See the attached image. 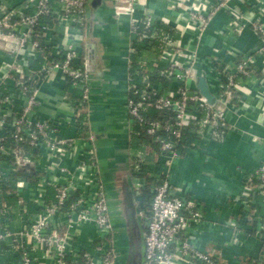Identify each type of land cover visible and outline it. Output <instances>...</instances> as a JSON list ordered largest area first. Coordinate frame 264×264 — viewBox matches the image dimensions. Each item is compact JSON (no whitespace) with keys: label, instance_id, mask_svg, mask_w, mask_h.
I'll return each instance as SVG.
<instances>
[{"label":"built area","instance_id":"built-area-1","mask_svg":"<svg viewBox=\"0 0 264 264\" xmlns=\"http://www.w3.org/2000/svg\"><path fill=\"white\" fill-rule=\"evenodd\" d=\"M89 1L27 0L29 10L22 13L0 7V39L8 37L16 52L28 49L32 55L37 53L46 58L45 18L55 17L60 23L75 28L78 41H83L81 29L86 24ZM117 1V17L136 15L137 8L132 7L136 0ZM237 1L211 0L207 4L205 0H188L190 8L183 14L188 17L189 31L204 33L219 11H228L230 18L219 26L216 35L210 34L217 44L209 45L212 51L201 56L189 41L181 42L186 35L185 28L177 39L162 33L158 36L161 52L156 66L166 83H151L145 78L142 87L132 84L125 95L128 129L136 131L139 126L150 138L148 151L130 164L146 175L134 177L135 193L145 187L151 198L148 206L141 202L137 206L143 227L141 264H226L214 251L201 249L189 237L190 227L205 223L213 227L221 225L216 220H208L206 207L189 198L185 187L172 183L170 168L182 154L178 142L187 129L193 128L201 134L208 132L220 140L238 130L236 123L228 121L226 113L243 101L242 86L256 85V92L263 93L264 98V79L260 76L264 67L258 63L260 60L264 64V23H245L243 13L234 7ZM263 4L264 0L251 3L259 17L264 15ZM165 17L168 22L172 20ZM134 23L149 27L153 19L146 12L134 19ZM246 24L251 26L260 44L248 52L234 51L229 45L239 38ZM55 54L58 60L51 68L60 70L71 86L81 89L72 119L36 115L39 87L33 80L32 70L26 72L13 63L1 80L0 256L11 254L18 264H120L123 261L118 246L119 232L110 211L109 194L94 162L95 147L89 128L84 127L80 137L74 134L63 137L54 130L62 124H74L78 130L80 108L89 102L88 57L80 56L76 41L66 43L63 51L57 49ZM199 62L219 105L210 106L195 86L193 68ZM150 110L159 112L160 116L148 115ZM261 111L264 113V106ZM236 114L245 115L242 110ZM253 140L264 143L261 137L254 136ZM187 148L194 149L196 145L184 146L183 150ZM160 160L161 171L145 170ZM18 163H30L35 179L29 178L27 168L18 170ZM252 175L255 184L244 183L239 192L243 217L250 214L256 195L264 200V160ZM4 197L16 199L21 218L18 229L10 226L11 204ZM252 218L254 224H249L247 229L236 218H227L224 223L232 234L253 237L260 244L258 255L238 258L236 264H264V218L256 213Z\"/></svg>","mask_w":264,"mask_h":264},{"label":"crops","instance_id":"crops-1","mask_svg":"<svg viewBox=\"0 0 264 264\" xmlns=\"http://www.w3.org/2000/svg\"><path fill=\"white\" fill-rule=\"evenodd\" d=\"M205 1L209 4L211 0ZM26 2L27 0H0V7L22 13L29 10ZM251 3L252 0H239L234 3V7L243 13L245 23L256 21L264 23V15L259 17ZM188 4V0H136L135 4L132 2L133 10L137 8L136 15L122 14L115 19L110 0H101L96 7L90 0L86 9V24L81 29L83 41H78L75 28L60 23L55 17L46 20L48 31L44 44L48 46L47 56L51 55L58 60L55 51L57 49L63 51L64 45L72 41L77 42L80 56L93 55L91 67L88 69L94 78L91 80L89 102L80 108L81 111L78 114V130L75 129L74 124H62L54 130L63 137L73 134L80 137L83 135L82 129L90 126L95 132L94 162L99 173L105 170L107 184L109 183L113 188L112 192L107 190L114 221L118 220L117 223L123 227L122 233L119 232L118 236L122 234L128 237L127 230L126 232L124 230V221L127 218L130 220L129 205L133 203L137 210L139 202L143 206H148L151 199L150 194L144 193L145 187H140L139 193H135L134 177H141L143 171L134 170L130 164L138 155L148 151V146H145V142L142 141L139 145L137 144L141 140L140 137L144 135L128 129L124 105L125 95L134 82V71L133 75L131 71L134 62L133 43L147 36L145 31L141 33L134 29V19L148 12L153 19V24L160 22L166 24L167 30H172L175 35L173 37L176 39L181 36V30L184 31L185 28L186 35L181 38V42L189 41L191 48L196 49L198 54L203 56L206 52L212 51L209 45L218 42L212 39L210 34L216 35L219 26L230 16L227 10L219 11L210 21L207 31L204 33L189 31L186 27L188 17L184 15L190 8ZM165 16L171 17V23ZM259 44L260 40L253 33L251 26L246 24L239 38L229 45V48L234 51L248 52L257 48ZM153 51L152 48L147 50L148 57L143 58L142 64L146 65V62L152 59V65L156 66L160 54L154 57ZM46 58L37 53L32 55L28 49L16 52L8 37L1 38L0 85L4 71L13 63L26 72L30 69L33 71V80L39 87V105L36 115L41 118L59 116L72 119L75 101L80 97L81 89L71 86L68 78L60 70L49 67L43 73L44 67L35 69L34 62L41 59L46 64L48 63ZM52 62L54 63V60ZM258 63L260 67H264L262 61L259 60ZM260 76L264 79V71L260 73ZM145 78L152 83L149 74L146 73L143 80ZM143 80L141 79V82ZM249 86H242L240 89L243 96L240 106L231 107L226 113L228 121L236 123L238 130L230 132L223 140L208 132L198 133L196 148L183 150L181 156L170 168L172 183L185 187L189 198L199 201L206 207L205 215L208 220H216L222 226L213 227L205 223L196 228L190 227L189 237L191 236L193 242L201 249L214 251V254L226 264H236L235 260L238 258L256 256L260 250V244L255 238L232 234L231 228L224 225L226 219L232 217L239 221L243 229H247L249 224L251 226L254 224L252 217L255 213L259 216L264 214V201L260 196H255V202L248 216L243 217L240 213L239 192L244 183L255 184L253 170L264 160V143L253 140L254 136L264 138V113L261 111L264 106L263 93L256 92V85ZM241 110L245 115L238 117L236 113ZM149 113L155 115L157 111L150 110ZM162 167L160 160L158 164L145 167V170L157 172L161 171ZM27 174L31 180L36 177L34 169L32 172L28 169ZM143 175L146 176L144 173ZM105 186H107L106 182ZM4 199L11 204L10 226L18 229L21 218L18 214L16 199L13 197H4ZM128 229L130 231V228ZM242 232L247 233L248 230H242ZM16 260L11 254L0 256L2 264H18Z\"/></svg>","mask_w":264,"mask_h":264},{"label":"trees","instance_id":"trees-1","mask_svg":"<svg viewBox=\"0 0 264 264\" xmlns=\"http://www.w3.org/2000/svg\"><path fill=\"white\" fill-rule=\"evenodd\" d=\"M49 18L50 17H46L45 20H47ZM167 27L168 26H166V24L164 25L161 22L160 23H156V24H152L149 27H144V25H142L141 23H134V29L137 32L143 33L145 31V34H147V36L144 37V39L133 43L134 52L132 53V57L134 59V62L132 64V66H131V71H132V75H133V71H134V82H132L134 85H136L138 87H142L143 86V81L141 82V79L143 80V77H144V75H146V73L149 74V78L152 80V83L153 82H158V81H162V84L166 83V81H164L162 79L163 77L159 76V73H158L159 66H155V65L153 66L152 65V63H153L152 59H151L152 61L148 60L149 62L147 61L146 65H145V63L144 64H142V63L144 61L143 58H147L148 57V55L146 54L147 50L152 48L154 50L153 52L155 53L154 57H156L157 55L160 54V52H161V50H160L161 44L159 42L158 36H160L162 33H169L170 35L175 36L173 34L172 30L171 31L167 30ZM39 30H41V29H39ZM43 47H44L45 51H46V48H48L47 45H43ZM46 57H47L46 60L48 61V63L45 64V63H43V60L39 59V60L34 62L35 63L34 64L35 69H40V68L44 67L42 69V71H43V73H45V70L48 69L49 67H51V64L53 63L52 60H54V62L57 61V59L54 58L51 55L46 56ZM87 83H88L89 92H90L91 81H87ZM148 115H151V114L148 113ZM151 116H154V117L160 116V113L157 112V114L151 115ZM83 121H85V120H83ZM83 121H82V123H83ZM80 122H81V119H80ZM136 131H138L139 134L144 135V137H140L141 140L139 142H137V144L139 145V143H141V141H142V142H145V144H146L145 146H148V144L150 142V138L143 132V130L140 129L139 126H136ZM133 132H135V131H133ZM145 136H146V138H145ZM197 136H198V133L195 132L193 128H189V129H187L184 132V134L182 135L181 139L178 142V148L180 149L181 153L183 152L184 146H191L192 144H194L197 141V139H198ZM141 170H138V172H140ZM144 193H148L149 194L147 189L144 191ZM257 196H259V195H256V197ZM260 216L264 218V214L263 215L260 214ZM138 230H139L138 237H137V239L135 241L137 250L142 248V244H143V234H142L143 227L139 226ZM127 257L124 254H122V256H121V259L124 262V264H126Z\"/></svg>","mask_w":264,"mask_h":264},{"label":"water","instance_id":"water-1","mask_svg":"<svg viewBox=\"0 0 264 264\" xmlns=\"http://www.w3.org/2000/svg\"><path fill=\"white\" fill-rule=\"evenodd\" d=\"M91 1H92V5L95 7L101 3V0H91ZM110 1L112 3L111 11H112L114 18L116 19L117 18L116 7L119 6V2L117 0H110ZM91 60H93L92 54L88 56L87 62H86L87 67L89 69L91 67V65H90ZM193 75H194V83H195V86H196L199 94L206 99V102L210 106L219 105L220 104L219 99L210 91L209 83H208L206 74L204 72V69H203L201 63L195 64V66L193 68ZM25 168L29 169L31 172L33 171V167L30 163H26V164L18 163V165H17L18 170H23ZM109 197L110 196H108V203H109ZM129 206L131 209L130 210L131 226H132V223H133V226H132V228L130 227L131 229H130L129 235H128L130 249H129V254L127 257L126 264H140V252H139V250H137L136 244H135V241L138 237V234H137L138 227H135V229H134V223L138 222V218H137L138 215H137V210L134 208L133 203L130 204ZM112 215H114V214L112 213ZM117 221L118 220H115V227H116V230L121 233V229H123V227L120 226L117 223ZM132 229H134V230L132 231ZM120 235H122V234H120Z\"/></svg>","mask_w":264,"mask_h":264},{"label":"flooded vegetation","instance_id":"flooded-vegetation-1","mask_svg":"<svg viewBox=\"0 0 264 264\" xmlns=\"http://www.w3.org/2000/svg\"><path fill=\"white\" fill-rule=\"evenodd\" d=\"M94 77L92 76V75H90V77H89V80L88 81H91L92 79H93ZM89 131H90V135L92 136V140H95V132L93 131V129L91 128V126L89 127ZM96 150H97V148H96ZM102 168H100V170H101ZM101 176H102V178H103V182H104V186H105V182H106V185L107 186H105V188H106V190L108 189L110 192H112V190H113V188L110 186V184L108 183L107 184V181H106V179H105V177H106V175H105V170L103 169V170H101ZM105 180V181H104ZM108 190H107V192H108ZM117 191H119V189H117ZM129 219L130 220H128V218H127V220L126 221H124V227H125V232H126V230H127V232H128V235H129V229L128 228H130L131 227V215L129 214ZM124 230H123V232H124ZM124 232V233H125ZM122 233V232H121ZM125 237V236H124ZM121 254H124L126 257L128 256V254H129V248H127V246L125 245V246H123V248H121ZM124 262H121L120 264H123Z\"/></svg>","mask_w":264,"mask_h":264},{"label":"rangeland","instance_id":"rangeland-1","mask_svg":"<svg viewBox=\"0 0 264 264\" xmlns=\"http://www.w3.org/2000/svg\"><path fill=\"white\" fill-rule=\"evenodd\" d=\"M195 3L198 4V2H195ZM132 226H133V223H132ZM132 226H131V228H132ZM139 226H142V224H141V221L138 219V222L134 223V229H135V227L139 228ZM134 229H132V231ZM138 232H139V230H138ZM138 232H137V234H138ZM142 234H143V231H142ZM125 245L127 246V248H129V239H128V237H124V235L123 236L119 235L118 236V246H119V248H123V246H125ZM142 247H143V244H142ZM139 252H140V264H141V260L143 258V248L139 249Z\"/></svg>","mask_w":264,"mask_h":264}]
</instances>
